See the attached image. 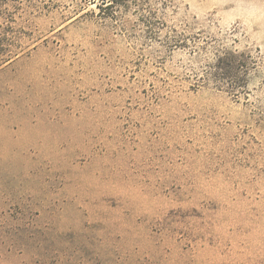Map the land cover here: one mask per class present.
<instances>
[{"label":"rangeland","instance_id":"obj_1","mask_svg":"<svg viewBox=\"0 0 264 264\" xmlns=\"http://www.w3.org/2000/svg\"><path fill=\"white\" fill-rule=\"evenodd\" d=\"M0 264H264V0H0Z\"/></svg>","mask_w":264,"mask_h":264},{"label":"trees","instance_id":"obj_2","mask_svg":"<svg viewBox=\"0 0 264 264\" xmlns=\"http://www.w3.org/2000/svg\"><path fill=\"white\" fill-rule=\"evenodd\" d=\"M106 3V2H104ZM217 74L220 76H230V71L228 69L222 70V67H219Z\"/></svg>","mask_w":264,"mask_h":264}]
</instances>
